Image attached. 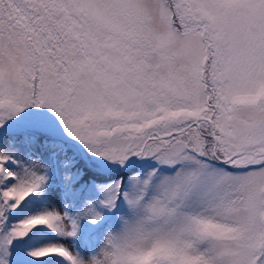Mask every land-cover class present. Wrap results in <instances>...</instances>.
<instances>
[{"label":"snow or ice","instance_id":"snow-or-ice-1","mask_svg":"<svg viewBox=\"0 0 264 264\" xmlns=\"http://www.w3.org/2000/svg\"><path fill=\"white\" fill-rule=\"evenodd\" d=\"M0 264H264V0H0Z\"/></svg>","mask_w":264,"mask_h":264}]
</instances>
